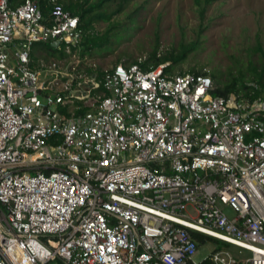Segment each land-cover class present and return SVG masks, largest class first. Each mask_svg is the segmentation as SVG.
<instances>
[{"label": "built area", "instance_id": "1", "mask_svg": "<svg viewBox=\"0 0 264 264\" xmlns=\"http://www.w3.org/2000/svg\"><path fill=\"white\" fill-rule=\"evenodd\" d=\"M47 8L0 0V264H264V92L212 97L168 64L101 84L34 65V44L71 57L82 38ZM194 234L223 247L197 263Z\"/></svg>", "mask_w": 264, "mask_h": 264}, {"label": "rangeland", "instance_id": "2", "mask_svg": "<svg viewBox=\"0 0 264 264\" xmlns=\"http://www.w3.org/2000/svg\"><path fill=\"white\" fill-rule=\"evenodd\" d=\"M69 1L89 6L99 0ZM118 7L119 0L104 4L98 11L111 14V18L92 25L95 35L107 33L110 47L97 49L82 60L76 54L71 56L66 64L63 61L64 72L96 75L98 68L109 70L117 64L142 62L154 48L162 55L189 44L195 45L194 51L171 75L203 71L220 75L223 81L243 77L250 85L253 72L264 71V0H128L115 14ZM36 57L34 65L45 61L38 50ZM225 212L233 216L230 210ZM221 245L208 240L199 247L195 261H202ZM227 249L235 257L241 251L233 246Z\"/></svg>", "mask_w": 264, "mask_h": 264}, {"label": "trees", "instance_id": "3", "mask_svg": "<svg viewBox=\"0 0 264 264\" xmlns=\"http://www.w3.org/2000/svg\"><path fill=\"white\" fill-rule=\"evenodd\" d=\"M24 0H8L10 6L17 7ZM40 6L41 12L43 13L44 17L49 15V8H47V4L50 0H36ZM114 0H99L95 4L85 6L86 3H72L69 0H56V2L61 5L64 10L68 11L71 15L78 17L79 19V30L82 33V38L80 45L76 49H72V54H76L77 57L82 60L84 58L91 57L92 52L96 51L97 49H103L105 47H110V37L104 34L102 36H97L92 33V25L95 21H108L111 18L110 15H105L104 13L99 12L98 10L104 6V4L112 2ZM128 0H119V7L117 8L115 14L123 8L124 4ZM116 41H114L115 43ZM195 45L189 44L188 46H181L178 50H172L169 53H165L159 55L157 52V48H154L152 52L148 55L142 62L131 61L127 62V64H138L144 70H148L150 67L156 68L159 65L168 64L165 72L170 74V72L179 66L181 62L183 63L186 61L189 53L194 51ZM37 50L41 52V58L45 61L48 59L54 60H64L69 59L70 56L65 55L62 50L55 49L50 44H43L38 43L34 44L32 47V60L37 61ZM104 71L100 68L96 70V80L101 84ZM91 73V72H90ZM208 75L212 79L213 83V91L211 92L212 97H228L230 94H243L245 96L249 95L250 92L252 93V98H256L257 96H262L264 92V71L262 73L256 74L254 71L253 78L251 81L254 85H257L259 90L255 91L251 87H249L247 80H244L243 77H236L233 76L232 78L228 79L227 81L222 80V76L209 74L203 71H195L190 70L187 73L179 72L178 75ZM193 238L198 242L199 246L206 243L208 240H212L213 238L207 237L201 234H194ZM215 240V239H214ZM217 241V240H216ZM218 242V241H217ZM217 247V249H221Z\"/></svg>", "mask_w": 264, "mask_h": 264}, {"label": "bare ground", "instance_id": "4", "mask_svg": "<svg viewBox=\"0 0 264 264\" xmlns=\"http://www.w3.org/2000/svg\"><path fill=\"white\" fill-rule=\"evenodd\" d=\"M50 264H61V263L59 261H57V260H54Z\"/></svg>", "mask_w": 264, "mask_h": 264}, {"label": "water", "instance_id": "5", "mask_svg": "<svg viewBox=\"0 0 264 264\" xmlns=\"http://www.w3.org/2000/svg\"><path fill=\"white\" fill-rule=\"evenodd\" d=\"M52 47L56 48L57 47V44L56 43L55 44H52Z\"/></svg>", "mask_w": 264, "mask_h": 264}]
</instances>
